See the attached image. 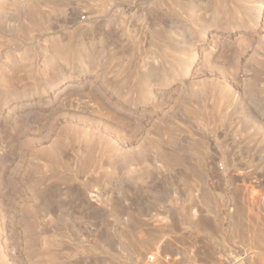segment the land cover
Wrapping results in <instances>:
<instances>
[{
    "label": "rangeland",
    "instance_id": "374dc122",
    "mask_svg": "<svg viewBox=\"0 0 264 264\" xmlns=\"http://www.w3.org/2000/svg\"><path fill=\"white\" fill-rule=\"evenodd\" d=\"M264 264V0H0V264Z\"/></svg>",
    "mask_w": 264,
    "mask_h": 264
},
{
    "label": "built area",
    "instance_id": "2783aa9c",
    "mask_svg": "<svg viewBox=\"0 0 264 264\" xmlns=\"http://www.w3.org/2000/svg\"><path fill=\"white\" fill-rule=\"evenodd\" d=\"M143 263L144 264H156L157 254L156 253L148 254Z\"/></svg>",
    "mask_w": 264,
    "mask_h": 264
}]
</instances>
